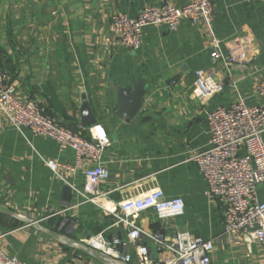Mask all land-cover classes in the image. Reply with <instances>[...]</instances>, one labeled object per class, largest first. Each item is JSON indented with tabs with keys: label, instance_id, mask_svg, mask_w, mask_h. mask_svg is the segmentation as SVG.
I'll use <instances>...</instances> for the list:
<instances>
[{
	"label": "crops",
	"instance_id": "crops-1",
	"mask_svg": "<svg viewBox=\"0 0 264 264\" xmlns=\"http://www.w3.org/2000/svg\"><path fill=\"white\" fill-rule=\"evenodd\" d=\"M165 1L189 0H0V66L15 95L36 100L56 123L88 137L89 126L80 123L86 99L109 138L101 157L107 174L97 185L104 199L82 201L77 190L83 188V171L60 178L43 161L73 164V150H60L54 140L26 128L18 131L0 112V248L6 254L27 264H124L82 239L101 234L127 241V227L101 204L158 188L166 197H181L183 212L159 218L147 208L130 215L141 232L135 243H126L127 264H138L137 243L163 264L171 255L157 250L151 235L167 239L176 231L210 240L211 264H264V244L240 235L232 239L224 231V203L207 194L192 158L208 146L207 114L214 106L263 103L255 87L264 77V0H212L222 54L235 41L246 50L243 62L230 64L212 62L206 29L186 17L174 31L144 26L136 50L119 43L110 28L113 15L134 18ZM197 69L222 89L195 96ZM140 80V109L131 119L120 116L117 87L130 85L132 91ZM257 194L264 201V182Z\"/></svg>",
	"mask_w": 264,
	"mask_h": 264
},
{
	"label": "built area",
	"instance_id": "built-area-1",
	"mask_svg": "<svg viewBox=\"0 0 264 264\" xmlns=\"http://www.w3.org/2000/svg\"><path fill=\"white\" fill-rule=\"evenodd\" d=\"M213 16L212 0H189L184 5L165 1L161 6L144 7L134 18L115 14L110 28L119 43L136 50L140 46V33L144 26H160L174 31L180 19L186 17L206 29L212 62L218 59L226 64L243 62L246 58L243 43L235 41L230 45L228 55L222 54L221 40L215 36L212 25ZM194 76L193 92L198 98L212 96L222 89V83L214 81L203 70H195ZM255 92L263 99L260 105L247 106L242 100H236L228 106L216 105L208 112V146L194 153L192 158L207 182V194L224 203V231L232 239L240 235L247 242L264 244V201L257 194V186L264 182V77L256 84ZM0 112L18 131L26 128L33 135L54 140L60 150L72 149L73 164L43 161L56 177L62 178L63 172L74 174L80 169L83 171V188L77 190L82 201L96 203L98 199H104V193L99 192L97 185L107 174L101 157L109 145V138L101 123L95 122L88 127V137L56 123L44 114L36 100H21L15 95L1 67ZM239 149H243L242 154H238ZM101 207L127 227V241L117 236L108 240L97 234L82 239V242L127 264L130 255L125 252L126 243H135L141 232L130 215L152 208L159 218L174 217L183 212L184 203L181 197H166L155 188L142 196H127L110 205L101 204ZM151 238L157 241V250H167L171 255L163 264H211L210 240L195 237L188 231H176L167 239L154 233ZM135 250L138 264H159L145 245L137 243ZM0 264L27 263L0 248Z\"/></svg>",
	"mask_w": 264,
	"mask_h": 264
},
{
	"label": "water",
	"instance_id": "water-1",
	"mask_svg": "<svg viewBox=\"0 0 264 264\" xmlns=\"http://www.w3.org/2000/svg\"><path fill=\"white\" fill-rule=\"evenodd\" d=\"M145 94L144 81L140 80L131 91V86L117 87V113L127 119L133 118L142 105V97ZM95 117L92 113L91 107L86 99L80 107V123L82 127H88L95 123ZM68 189V187H65Z\"/></svg>",
	"mask_w": 264,
	"mask_h": 264
},
{
	"label": "trees",
	"instance_id": "trees-1",
	"mask_svg": "<svg viewBox=\"0 0 264 264\" xmlns=\"http://www.w3.org/2000/svg\"><path fill=\"white\" fill-rule=\"evenodd\" d=\"M1 67V66H0ZM2 68V67H1ZM7 76V75H6ZM70 130H72L73 132H77V133H80L81 134V132H78L77 130H75V129H70ZM81 135H83V134H81ZM85 135V134H84Z\"/></svg>",
	"mask_w": 264,
	"mask_h": 264
}]
</instances>
